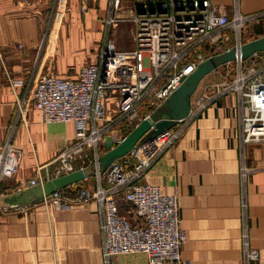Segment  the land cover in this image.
Listing matches in <instances>:
<instances>
[{"label":"crops","instance_id":"crops-1","mask_svg":"<svg viewBox=\"0 0 264 264\" xmlns=\"http://www.w3.org/2000/svg\"><path fill=\"white\" fill-rule=\"evenodd\" d=\"M211 1L232 13L234 0ZM121 4L130 9V0H121ZM79 5L80 0H0V145L10 134L12 142L23 150L18 171L0 181V204L2 197L25 187L37 163L43 164L44 179L52 177L58 150L74 133L70 120H42L32 89L43 72L74 77L82 64L98 59L110 28L105 17L113 10L108 0L91 1L83 11ZM238 6L244 13L257 11L264 9V0H238ZM115 13L122 18L113 24L112 37L118 48H130L134 25L125 13ZM263 33L264 20L252 21L242 28L240 39L243 42ZM230 36L226 46L234 43L232 31ZM256 62H264V52ZM233 63L235 60H230L204 74L193 94L204 86L212 87L217 80L231 79ZM249 63L250 59L246 60L243 67ZM9 75L22 81L18 93L23 97L26 127L9 90ZM238 125L237 93L228 91L187 122L181 136L143 177L165 192L178 194L186 233L180 253L191 264H242ZM124 133L111 131L104 139H120ZM246 162L252 167L244 182L246 223L250 244L259 249L258 261L264 264V141L246 144ZM95 186L90 174L70 183L68 189L75 196L79 189ZM117 202L124 213L127 202L122 194ZM101 240L95 200L57 208L36 200L22 209L0 208V264H105ZM107 264H147V259L143 252L117 253Z\"/></svg>","mask_w":264,"mask_h":264},{"label":"built area","instance_id":"built-area-1","mask_svg":"<svg viewBox=\"0 0 264 264\" xmlns=\"http://www.w3.org/2000/svg\"><path fill=\"white\" fill-rule=\"evenodd\" d=\"M91 1L95 0H80V10H85ZM108 1L113 12L105 17L110 28L98 59L82 64L74 77L43 72L32 89V100L44 122L70 120L73 123L74 133L65 138L58 150L55 157L58 165L52 176L83 168L96 160L99 145L108 132H127L134 127L169 97L201 60L229 47L226 44L231 38L230 31L233 44H238L246 24L264 20V9L244 13L239 9L238 0H234L230 14L211 0H130V9L122 7L121 0ZM116 11L125 13L134 25L130 48H118L112 37L113 24L122 18ZM259 55V51L250 55V63L245 68L242 60H235L238 67L234 76L217 80L212 87L204 86L192 94L185 116L176 118L170 127L138 140L104 171L96 168L93 189L84 187L71 196L70 184H66L38 200L46 207L56 208L71 202L95 200L105 264L112 254L129 252L145 253L147 264H191L180 253L186 233L181 225L178 194L165 192L159 184L143 177L181 136L191 118L220 95L235 91L239 106V174L243 186L242 264H262L258 261L259 249L250 244L244 194V182L252 168L246 162V144L264 141V62H256ZM21 82L20 78L8 76L17 113L26 127L23 97L18 93ZM22 154V147L15 145L8 134L0 145V181L18 171ZM42 166L36 164L35 173L26 180L25 186L45 180ZM119 194L127 202L124 213L118 208ZM25 205L11 203L0 208L14 210Z\"/></svg>","mask_w":264,"mask_h":264},{"label":"water","instance_id":"water-1","mask_svg":"<svg viewBox=\"0 0 264 264\" xmlns=\"http://www.w3.org/2000/svg\"><path fill=\"white\" fill-rule=\"evenodd\" d=\"M260 50H264V33L233 44L206 57L182 79L169 97L156 106L147 117L129 129L116 143L110 144L106 150L98 155L96 160L91 161L83 168L52 176L42 183L21 187L6 197H2L0 205L30 203L58 187L94 174L96 168L100 172L104 171L114 159L128 152L138 140L150 137L164 128L170 127L176 118L185 116L190 109L191 96L204 74L220 64L230 60L245 59Z\"/></svg>","mask_w":264,"mask_h":264},{"label":"rangeland","instance_id":"rangeland-1","mask_svg":"<svg viewBox=\"0 0 264 264\" xmlns=\"http://www.w3.org/2000/svg\"><path fill=\"white\" fill-rule=\"evenodd\" d=\"M244 65V63H242V66ZM237 67H238V64L235 62V63H233L232 65H231V68L229 69V71L233 74H235V72H236V69H237ZM234 76V75H233ZM232 76V77H233ZM119 138L117 137L116 139H113V138H105L104 140H103V142L99 145V151H100V153L101 152H103L104 150H106L108 147H109V145L110 144H114V143H116L117 142V140H118ZM107 142H109V144L107 143ZM107 143V144H106Z\"/></svg>","mask_w":264,"mask_h":264},{"label":"trees","instance_id":"trees-1","mask_svg":"<svg viewBox=\"0 0 264 264\" xmlns=\"http://www.w3.org/2000/svg\"><path fill=\"white\" fill-rule=\"evenodd\" d=\"M259 52H264V50H261V51H259ZM246 60H249V57H247V58H245V59H242V63H244Z\"/></svg>","mask_w":264,"mask_h":264}]
</instances>
